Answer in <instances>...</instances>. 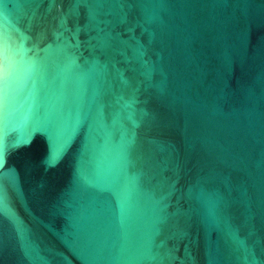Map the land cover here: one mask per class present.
<instances>
[{"label":"water","instance_id":"1","mask_svg":"<svg viewBox=\"0 0 264 264\" xmlns=\"http://www.w3.org/2000/svg\"><path fill=\"white\" fill-rule=\"evenodd\" d=\"M0 264H264V0H0Z\"/></svg>","mask_w":264,"mask_h":264}]
</instances>
